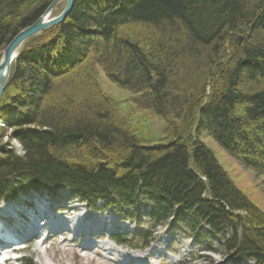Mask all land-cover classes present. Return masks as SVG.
Masks as SVG:
<instances>
[{"label":"trees","instance_id":"16d2710c","mask_svg":"<svg viewBox=\"0 0 264 264\" xmlns=\"http://www.w3.org/2000/svg\"><path fill=\"white\" fill-rule=\"evenodd\" d=\"M52 1L0 0V49ZM98 71L165 121V142L140 140ZM0 121V201L65 188L264 264V215L200 141L264 178V0H74L11 64Z\"/></svg>","mask_w":264,"mask_h":264},{"label":"rangeland","instance_id":"374dc122","mask_svg":"<svg viewBox=\"0 0 264 264\" xmlns=\"http://www.w3.org/2000/svg\"><path fill=\"white\" fill-rule=\"evenodd\" d=\"M65 4L66 0H60V2L52 9L48 18H54L58 16L64 9ZM25 42L21 44L17 56ZM4 49L5 48L0 49V60L2 58ZM98 73V85L101 91L108 98L113 100L122 110H130L128 113V118L130 119V128L134 130V132L139 136L140 140L146 145L165 142L167 140V135L165 133V121L147 110L138 109L131 101L135 98L134 95L118 88L115 84L109 81L101 71H98ZM0 128L4 129V125L1 121ZM200 141L211 151L216 162L226 173L231 183L246 197V199L252 203L253 206H255L257 210H259L261 214L264 215V178L254 174L235 159L228 156L221 148L218 147L213 139L205 136L202 137ZM1 144H8L13 150L16 151L17 155L21 154L20 146L15 140H10L8 137L4 136L1 140ZM57 194L58 196H62V198L65 199H69L71 196L70 192L65 191L64 189L59 190ZM39 198L43 203H45V205L50 199L46 198L42 192L33 191L27 194L20 193L17 198L12 201L1 200L0 208H5L11 203L13 206H15L16 203L24 199L27 205H21L18 208H22V214L25 213L24 211L29 212L30 210L36 212L35 205L36 202H39ZM98 206H101V204ZM146 211L148 212V209H141V211L138 212V217H134L132 219L130 217L131 215L129 211L120 212L114 208H110L104 212L98 211L100 216L97 215L96 218H104V221L108 218L115 221V224L111 225L113 228L109 224H105L104 226L106 229L108 226H110L112 233H116L119 236L122 235V239L124 240L123 242L125 243H123V246H121L123 249H119H121V252H126L124 253V258L122 259L119 258V260H117L116 258L112 257L109 259L110 261H108L105 258H102L101 254H106L105 251H102L105 250L104 248H99L102 247V243L106 242L108 246L106 247L107 250H118V245L115 242H111L110 239L105 237L102 239V236L100 239L93 238L94 243H91V245L93 244V248H89L87 251H82V247L85 248L90 246L89 244H85V239H79L78 242H72L70 240L71 237L68 234H65L58 235L53 239L46 241L44 245H34V242L30 243L31 238L28 237L31 233H29L25 234L28 237L24 235L20 241H17L18 249L22 250L20 252L18 251V253L15 252L16 250L1 251V249L10 247L8 243L2 242L0 244V260L4 255H6L7 260L3 264H25V261H30L32 264H232L230 260L223 257L222 254L218 252L207 251L208 249H202L203 246L199 245L196 242V239L192 238L189 231L183 230L182 227L175 224H167L161 228H157L155 229V233L152 235V237L155 238L153 241L154 245L152 246L160 245L162 243L161 239H164V243L166 241L165 246L167 250H164L162 246L163 244L158 250L159 252L166 251L168 256H165L166 253L164 255L162 254L163 257H161L160 260L155 259L152 256H146L142 261H137L135 258L136 256H145L146 252L149 250V248L142 250L143 243L141 240V236L143 234L150 236L149 234L152 230V224L147 217L148 215ZM124 212H128L127 215L124 216ZM22 214L17 213V216H19L17 219H23L25 216H22ZM41 224L42 223H39V225ZM9 226H13L15 229L19 230L18 228L21 227L22 224L19 223L15 226L9 224ZM37 230L38 229H35L36 232ZM24 232H26V228L20 230L18 234ZM168 232L169 235L167 236ZM201 237L202 239H206L205 235H202ZM64 238H67L68 240L62 243ZM208 238L211 237H207L204 247H211L214 250L217 249V245H215V243H211ZM115 245L116 249L114 248ZM243 264L249 263L243 262Z\"/></svg>","mask_w":264,"mask_h":264},{"label":"bare ground","instance_id":"6f19581e","mask_svg":"<svg viewBox=\"0 0 264 264\" xmlns=\"http://www.w3.org/2000/svg\"><path fill=\"white\" fill-rule=\"evenodd\" d=\"M60 189H65V188H60ZM67 191V190H65ZM55 196V194H54ZM45 197L47 198L48 195H45ZM61 198V199H60ZM70 198H72L70 196ZM35 199V198H34ZM58 199H60L61 201L59 203H52V202H56ZM19 200V199H18ZM50 201H47L46 205L43 207L42 205H39L36 202V212H34L33 210H30L29 212L24 211L25 213L22 214V208L18 209L21 205L25 206L27 205L25 200H21L18 203H16L15 206L12 205V203L10 205H5V208H0V244L3 243H8V245H10V247L5 248L3 250H14L16 248H18L17 246V241H20L25 234H33L36 238H37V233L35 231V229H38L37 231L41 230V226L39 225V223H45V228L48 227L49 222H50V227H49V231L50 233H53L55 231V229H59L60 232H56V234L58 235H65V233H69V229L72 230V232H78V231H83V235H86L85 238H89L86 239L85 244H89L90 246H87L85 248L82 247V251H87L89 250V248H93V244L91 245V243H94V239L93 238H99L100 236H103L104 232L107 230L109 232H111V227L113 228V224H115V221L111 220V219H105L104 218L101 220H94V219H90L88 221V223H83L81 221L75 220L74 218L71 219V221H65L63 218L58 217V215L56 216V213L54 212V208L55 209H59V211H64L65 214H68L71 210H73V207L67 206L66 204H68L67 202L70 200L62 198V196H57L55 198H50ZM24 201V202H23ZM32 201V200H31ZM66 202V203H65ZM14 204V203H13ZM56 211V210H55ZM17 213L22 214V216L24 215L25 217L22 218H18L19 216H17ZM77 216H81L83 219L86 220V218L89 216L88 213H80ZM55 222H52V221ZM7 223V224H5ZM12 225H17V224H22L21 227H19L17 229H15V227L13 226H9V224ZM105 224H109L110 226H108V228L106 229V227L104 226ZM26 228V232L18 234V232H20V230H23ZM90 230V231H89ZM90 232V233H88ZM169 233V232H168ZM167 233V234H168ZM21 235V236H20ZM83 235H81L80 237H82ZM91 235V236H88ZM23 236V237H22ZM27 236V235H25ZM28 237V236H27ZM29 238V237H28ZM68 239L64 238L62 240V243L66 242ZM91 241V242H90ZM19 244V243H18ZM107 244L106 242L102 243V247L99 248H104L106 254L102 255V258H105L106 260L110 261V258H116L117 260H119V258H121L124 255V252L122 253H116L114 251H110L106 249ZM95 248V247H94ZM104 252V253H105ZM147 255L145 256H136L135 258L137 259V261H142L143 259H145ZM107 257V258H106ZM112 260V259H111ZM2 262V260H0ZM4 262V261H3ZM243 262L245 263H251L254 264L252 260H242L241 264H243Z\"/></svg>","mask_w":264,"mask_h":264},{"label":"water","instance_id":"95a60500","mask_svg":"<svg viewBox=\"0 0 264 264\" xmlns=\"http://www.w3.org/2000/svg\"><path fill=\"white\" fill-rule=\"evenodd\" d=\"M73 1L74 0H66L62 12L54 18H48L52 9L60 2V0H53L43 14L32 25L17 33L5 47L0 60V100L8 83L11 64L16 58L21 44L30 37L40 34L49 27L62 23L69 14Z\"/></svg>","mask_w":264,"mask_h":264}]
</instances>
